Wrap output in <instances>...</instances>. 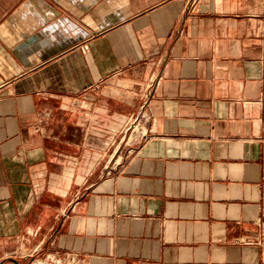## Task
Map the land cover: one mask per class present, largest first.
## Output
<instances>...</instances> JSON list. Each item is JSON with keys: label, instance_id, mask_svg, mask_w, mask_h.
Wrapping results in <instances>:
<instances>
[{"label": "crops", "instance_id": "1", "mask_svg": "<svg viewBox=\"0 0 264 264\" xmlns=\"http://www.w3.org/2000/svg\"><path fill=\"white\" fill-rule=\"evenodd\" d=\"M144 105L84 188L38 126ZM18 241L65 264H264V0H0V251Z\"/></svg>", "mask_w": 264, "mask_h": 264}, {"label": "rangeland", "instance_id": "2", "mask_svg": "<svg viewBox=\"0 0 264 264\" xmlns=\"http://www.w3.org/2000/svg\"><path fill=\"white\" fill-rule=\"evenodd\" d=\"M145 105L125 124L117 116L107 119L105 113H100L99 118H91L90 109L83 108L84 112L89 113L72 112L68 117L58 109L52 110L50 116L41 111L38 126L45 135L50 136L51 142L57 143L60 148L57 152L60 153V160L65 164L67 172L75 177L77 174L84 176L81 182L84 188L89 184L91 176L112 172L129 156L132 146L137 144L141 135L142 121L146 115ZM79 177L76 178L77 181H80ZM6 257H14L20 261L26 257V264H65L56 262L54 249L43 245L35 246L33 241L30 244L21 241L11 243L8 252L0 251V261ZM3 264L14 263L4 261Z\"/></svg>", "mask_w": 264, "mask_h": 264}, {"label": "water", "instance_id": "3", "mask_svg": "<svg viewBox=\"0 0 264 264\" xmlns=\"http://www.w3.org/2000/svg\"><path fill=\"white\" fill-rule=\"evenodd\" d=\"M25 259H26V257L24 258L23 261H20L14 257H6L0 261V264H3L4 261H9V262L14 263V264H26Z\"/></svg>", "mask_w": 264, "mask_h": 264}, {"label": "built area", "instance_id": "4", "mask_svg": "<svg viewBox=\"0 0 264 264\" xmlns=\"http://www.w3.org/2000/svg\"><path fill=\"white\" fill-rule=\"evenodd\" d=\"M54 256H55V259H56V262H59V263H62V262H64L63 261V258L64 257H62V256H59L58 254H56V253H54ZM69 262H68V264H76V263H74V262H72V257H69Z\"/></svg>", "mask_w": 264, "mask_h": 264}, {"label": "bare ground", "instance_id": "5", "mask_svg": "<svg viewBox=\"0 0 264 264\" xmlns=\"http://www.w3.org/2000/svg\"><path fill=\"white\" fill-rule=\"evenodd\" d=\"M39 263V262H38Z\"/></svg>", "mask_w": 264, "mask_h": 264}]
</instances>
